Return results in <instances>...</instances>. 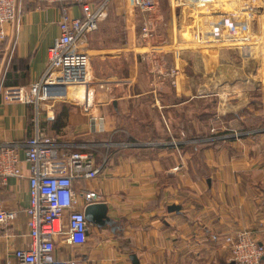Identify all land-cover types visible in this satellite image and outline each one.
<instances>
[{
	"label": "crops",
	"instance_id": "crops-1",
	"mask_svg": "<svg viewBox=\"0 0 264 264\" xmlns=\"http://www.w3.org/2000/svg\"><path fill=\"white\" fill-rule=\"evenodd\" d=\"M97 4L90 2V9L96 10ZM123 5L128 7L127 0H115L100 29L84 41L91 58V80L110 83V103L102 106L97 102L93 109L92 87L91 110L87 111L82 104L85 87L69 88L67 101L79 102L71 103L67 125L55 131V120H48L46 108L38 114L34 105L6 101L3 96L8 88L29 86L42 78L48 51L61 34L59 5L20 1L16 21L7 27V36L0 42V146L24 144L39 128L70 145L71 152L94 156L101 174L96 180L80 181L76 188L79 193L97 190L112 222L104 228L91 224L89 241L78 255L85 264H135L132 256L137 264H236L230 250L212 238L251 231L264 246L261 85H253L257 92L251 91L244 103L234 104H227L221 94L229 97L244 88L223 86V101L216 108V93L185 73V57L178 55L182 50L171 47L166 52L142 54L136 53L134 42L122 41L115 21L124 11ZM69 10L72 17L84 15L82 5H70ZM139 55L146 56L148 70L141 67L145 57ZM165 55H171V66ZM111 62L125 66L108 68ZM175 67L179 72L173 76L170 70ZM216 128L249 135L216 143L208 138ZM187 134L205 138L186 141ZM177 138L181 142L178 149L170 142ZM128 139L141 143L126 147ZM20 157L26 160L24 148ZM22 167L26 178L9 177L6 184L0 182V203L7 209L29 207L30 167L26 161ZM174 204L182 207L180 212L168 211ZM25 221L21 213L16 224L0 237V264L13 261L14 249L28 247L31 239ZM72 251L60 247L57 256L70 258Z\"/></svg>",
	"mask_w": 264,
	"mask_h": 264
},
{
	"label": "built area",
	"instance_id": "built-area-1",
	"mask_svg": "<svg viewBox=\"0 0 264 264\" xmlns=\"http://www.w3.org/2000/svg\"><path fill=\"white\" fill-rule=\"evenodd\" d=\"M20 1L0 0V42L7 36V27L16 21ZM26 1L48 6L59 5L62 10L59 23L61 34L48 51V66L42 78L29 86L8 88L3 92L4 99L34 105L38 114L42 108H46L47 115L50 113L48 115L50 121L55 120L54 106L57 102L67 100L66 96L58 93L51 94L49 88L63 87L67 91L71 87H86L88 98L84 105L87 111L91 110L88 107L91 87L95 91L93 100L96 98L98 104L102 106L109 104L110 83L107 81L96 83L89 79L91 58L88 48L84 47V41L100 29L102 21L109 17L110 7L115 0ZM92 1L98 2L96 10L90 9ZM127 2L142 16L143 38H150L152 29L148 17L150 12L159 8L161 0ZM168 2L173 10L178 5L182 6V13L190 17L188 39H191V43L200 51L204 60H211L213 51L218 46L235 47L243 59L250 56V50L264 48V42L259 35L257 39L254 27L264 12L261 0H168ZM73 4L83 6V17L76 18L70 15L69 6ZM173 49L180 48L173 46ZM170 72L174 76L179 71L175 67ZM259 72L257 75L261 78L258 84L264 92V67ZM247 75L250 77L251 74L243 70L221 74L228 79ZM247 135L249 134L238 133L233 138L240 139ZM171 144L178 146L175 141ZM124 145L128 147L131 144ZM70 147L39 131V128L24 144L8 143L0 146V182L6 184L9 177L26 178L22 165L26 161L30 167V175L27 177L30 190L29 207L19 211L7 209L0 203V237L16 224L23 213L31 239L27 248L14 249L13 261L9 264H85L78 256L81 254L79 250L88 243L91 230V224L86 220L84 211L91 204L100 203L101 196L95 189L79 193L76 184L80 181L96 180L102 171L96 166L93 155L79 151L71 152ZM22 148L25 149V161L20 157ZM212 240L228 248L231 261L236 264H261L264 259V246L251 231L218 235ZM60 247L73 250L70 258H58L57 252Z\"/></svg>",
	"mask_w": 264,
	"mask_h": 264
},
{
	"label": "rangeland",
	"instance_id": "rangeland-1",
	"mask_svg": "<svg viewBox=\"0 0 264 264\" xmlns=\"http://www.w3.org/2000/svg\"><path fill=\"white\" fill-rule=\"evenodd\" d=\"M128 3V2H127ZM262 4V10L264 9V0H261ZM159 8L155 9L154 11L150 12L149 15V22L151 24L150 29L151 31V37L144 39L142 36V16L140 13L135 11V15L133 12V9L128 3L127 5H123L124 11H122V14L117 18L115 21L116 25H118L116 28L119 30V36L123 37L122 41H131L134 42V48H137L136 53H142L147 54L151 53L152 50L157 51H168L173 46L178 51H181L183 53H178L179 58L185 57V73L187 74L188 78H190L194 82H199L201 84L205 83V87L211 88L214 93L217 95V100L214 99L213 103H217L216 108H218V105L220 104V92L221 88L223 86L228 85H240L244 88V91L242 94L240 92H234L231 96H223L221 94V97L225 99V102H228L227 104H234V103H244V99L248 94L253 91L257 92V90L254 88L251 84H258L260 81V78L257 74L259 70L264 67V48L260 49H252L250 50L251 54L247 59H243L241 53L235 49V47H221L218 46L213 51V58L211 60H204L201 57L200 51L196 49L193 44L191 43V39H188V33L190 32L188 30L189 20L190 17H187L186 14H183L181 10L180 5L176 6L175 10L170 7L168 0H161ZM127 11H129L128 14H130L129 19L131 20L129 23L126 20L128 14ZM124 12V13H123ZM126 12V13H125ZM132 17L134 18V24L132 23ZM132 24V26H130ZM130 27V28H129ZM255 34L256 36H261L263 42H264V12L260 15V18L257 19V22L255 23ZM130 29H133V32L130 31ZM187 31V32H186ZM189 31V32H188ZM186 33V34H185ZM132 34V35H131ZM117 40L115 39L114 42H119V37ZM215 37L214 35H211ZM257 37V39L259 38ZM259 41V40H258ZM123 44V43H122ZM260 41L258 46H260ZM255 46V45H254ZM155 48V49H154ZM217 51V52H216ZM217 55H216V54ZM144 56V55H142ZM142 56L139 55V57L142 58ZM165 61L166 64H169L171 66L172 64V57L171 55H165ZM145 59H141V64L145 71L149 68V62L146 59V56H144ZM111 62L110 66L108 68H115L120 67L122 68L125 66V63L115 64ZM198 67V68H196ZM120 68H118L120 70ZM195 68V69H194ZM178 69V68H177ZM245 71L249 72L250 77L244 76L241 78H224L221 76L224 72H232V71ZM213 74L214 78H211L210 74ZM260 73V72H259ZM247 77V78H246ZM211 78V79H210ZM253 80V81H251ZM251 81V82H250ZM254 82V83H252ZM193 83V82H191ZM82 88V87H81ZM253 89V90H251ZM79 90L80 87H79ZM92 90V87H91ZM225 97V98H224ZM228 97V98H227ZM227 99V100H226ZM78 100H68V101H60L56 104V110H60L63 108L62 106H72L71 103L78 104ZM96 98L94 100V108L96 109ZM70 103V104H69ZM212 105V104H211ZM244 105V104H242ZM240 108V107H239ZM236 108V109H239ZM57 110V111H58ZM231 110H234L232 108ZM90 111V110H89ZM90 112H88L89 114ZM238 133H246L245 131L240 132H232L229 129H213L211 132V136L208 137L210 140L212 139L213 142H219V141H228L229 139L233 138L235 134ZM178 138H182L181 136H176ZM231 137V138H230ZM177 138V139H178ZM205 138V137H203ZM201 139H193L195 141L203 140ZM235 139V138H233ZM186 140V138H185ZM175 141L178 143V146H180L181 142L180 140H170V142ZM187 141V140H186ZM140 142V141H138ZM141 143V142H140ZM197 143V142H196ZM178 146H174L176 149H178ZM180 148V147H179Z\"/></svg>",
	"mask_w": 264,
	"mask_h": 264
},
{
	"label": "water",
	"instance_id": "water-1",
	"mask_svg": "<svg viewBox=\"0 0 264 264\" xmlns=\"http://www.w3.org/2000/svg\"><path fill=\"white\" fill-rule=\"evenodd\" d=\"M114 90V96H117V89L113 88ZM51 94H55L58 93L62 96H66L67 91L65 90V88L63 87H55V88H49L48 90ZM114 106L116 109H118L117 106V101L115 100L114 102ZM182 209L181 206L174 204L173 206H170L168 208V211L170 213L173 212H180ZM85 217L86 220H88V222L90 224H94L99 228H104L108 225L111 224V220L109 219V217L107 216L108 213V207L106 204H102V203H96V204H91V206L87 207L85 209ZM132 260L135 264L138 263L137 259L135 256H132Z\"/></svg>",
	"mask_w": 264,
	"mask_h": 264
},
{
	"label": "trees",
	"instance_id": "trees-1",
	"mask_svg": "<svg viewBox=\"0 0 264 264\" xmlns=\"http://www.w3.org/2000/svg\"><path fill=\"white\" fill-rule=\"evenodd\" d=\"M5 90V89H4ZM3 90V91H4ZM4 95V93H3ZM63 108H61L60 110H58L56 119L54 122H52L53 127L55 128V131L60 130L61 128H64L67 124V120H68V113H69V107L67 106H62ZM204 137V136H203ZM203 137L200 136H193L191 134H187L186 140H192V139H201ZM124 142V141H123ZM127 144H138V142L132 140V139H128L126 140ZM220 142V141H219ZM216 142V143H219ZM207 144H212V143H207ZM214 144V143H213Z\"/></svg>",
	"mask_w": 264,
	"mask_h": 264
},
{
	"label": "bare ground",
	"instance_id": "bare-ground-1",
	"mask_svg": "<svg viewBox=\"0 0 264 264\" xmlns=\"http://www.w3.org/2000/svg\"><path fill=\"white\" fill-rule=\"evenodd\" d=\"M88 74H89V79L91 80V74H90V64H89V69H88ZM79 87H84V86H79ZM69 89V88H68ZM85 90H86V98H85V100L88 98L87 97V94H88V90L86 89V87H85ZM90 90V97H89V106H90V98H91V88L89 89ZM68 91V90H67ZM68 93H69V91H68ZM68 93H67V95H66V97H65V99L67 100L68 99ZM85 100L83 101V107H85ZM87 106V105H86ZM88 106V107H89ZM90 108V107H89Z\"/></svg>",
	"mask_w": 264,
	"mask_h": 264
}]
</instances>
